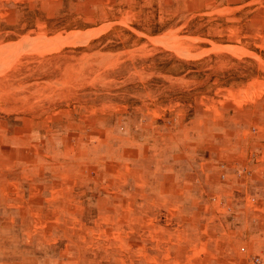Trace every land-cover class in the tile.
<instances>
[{
    "label": "rangeland",
    "instance_id": "374dc122",
    "mask_svg": "<svg viewBox=\"0 0 264 264\" xmlns=\"http://www.w3.org/2000/svg\"><path fill=\"white\" fill-rule=\"evenodd\" d=\"M264 255V0H0V264Z\"/></svg>",
    "mask_w": 264,
    "mask_h": 264
},
{
    "label": "built area",
    "instance_id": "2783aa9c",
    "mask_svg": "<svg viewBox=\"0 0 264 264\" xmlns=\"http://www.w3.org/2000/svg\"><path fill=\"white\" fill-rule=\"evenodd\" d=\"M250 264H264V255H256L252 258Z\"/></svg>",
    "mask_w": 264,
    "mask_h": 264
}]
</instances>
